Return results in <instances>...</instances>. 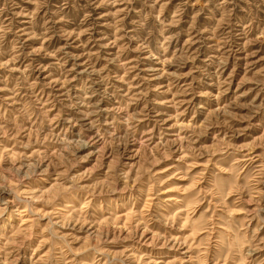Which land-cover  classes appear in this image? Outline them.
<instances>
[{
    "label": "rangeland",
    "instance_id": "rangeland-1",
    "mask_svg": "<svg viewBox=\"0 0 264 264\" xmlns=\"http://www.w3.org/2000/svg\"><path fill=\"white\" fill-rule=\"evenodd\" d=\"M0 264H264V0H0Z\"/></svg>",
    "mask_w": 264,
    "mask_h": 264
}]
</instances>
